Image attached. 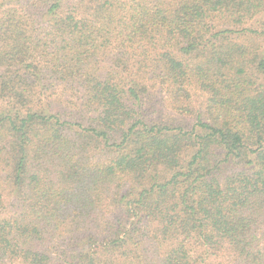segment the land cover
<instances>
[{
  "label": "trees",
  "instance_id": "1",
  "mask_svg": "<svg viewBox=\"0 0 264 264\" xmlns=\"http://www.w3.org/2000/svg\"><path fill=\"white\" fill-rule=\"evenodd\" d=\"M0 264H264V0H0Z\"/></svg>",
  "mask_w": 264,
  "mask_h": 264
}]
</instances>
